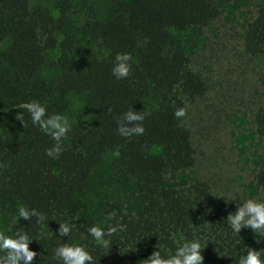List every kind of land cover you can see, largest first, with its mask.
<instances>
[{"label":"trees","instance_id":"obj_1","mask_svg":"<svg viewBox=\"0 0 264 264\" xmlns=\"http://www.w3.org/2000/svg\"><path fill=\"white\" fill-rule=\"evenodd\" d=\"M223 4L108 0L105 14L91 6L76 18L70 0L57 15L31 0H0V218L7 227L20 203L44 214L39 226L35 217L17 224L33 236L49 233L29 244L38 253L32 264H56L51 261L59 242L55 231L64 220L75 224L71 238L88 244L94 264H145L156 247L174 250L194 234L206 244L204 264H237L244 245L264 251V240L257 243L251 229H241L239 236L227 226L225 217L243 198L225 204L204 180L183 185L174 179L197 162L192 132L174 111L205 96L209 87L173 30L210 26ZM244 42L253 56L264 54V0L245 28ZM118 52L133 56L132 72L121 80L111 73ZM46 69L54 71L51 78ZM73 95L85 97L93 118L86 126L73 123L53 159L46 149L55 142L31 123L22 105L38 100L50 114H67ZM130 109L145 114L141 136L117 131ZM255 126L264 136V106L255 114ZM112 152L116 156L95 181ZM255 180L264 189V164ZM112 211L127 229L112 237L110 249L96 247L86 229Z\"/></svg>","mask_w":264,"mask_h":264},{"label":"rangeland","instance_id":"obj_2","mask_svg":"<svg viewBox=\"0 0 264 264\" xmlns=\"http://www.w3.org/2000/svg\"><path fill=\"white\" fill-rule=\"evenodd\" d=\"M64 1L31 0V3L48 6L57 15ZM70 1L75 6L76 18H82L91 6L102 14L108 7V0ZM261 1L223 0L222 14L210 26L188 32L173 30L186 43L193 67L203 74L209 87L205 96L187 103V115L181 118L192 132L196 165L176 174L174 179L183 185L204 180L219 199H224L221 195L231 196L237 187L243 191L236 197L264 196V189L255 180L256 171L264 164V136L255 126V114L264 106V54L253 56L244 42L245 28L256 16ZM45 75L51 78L54 71L46 69ZM66 115L83 126L89 125L93 118L82 95L70 98ZM115 156L112 152L105 157L95 181ZM5 224L0 218V227Z\"/></svg>","mask_w":264,"mask_h":264},{"label":"clouds","instance_id":"obj_3","mask_svg":"<svg viewBox=\"0 0 264 264\" xmlns=\"http://www.w3.org/2000/svg\"><path fill=\"white\" fill-rule=\"evenodd\" d=\"M146 42V41H145ZM133 56L130 52H118L112 64L111 73L117 79H125L132 72ZM22 107L30 116L31 123L49 136L55 143L46 149V154L53 159H58L62 149V140L72 130L73 120L63 113H49L46 105L38 100L26 102ZM187 115L184 107L176 108L174 116L183 118ZM16 119L24 126V115L22 112L16 114ZM145 114L128 110L118 121L117 131L123 137L133 135L141 136L145 133L143 121ZM243 190L235 188L229 197L221 195L225 199V204L234 202L236 195ZM236 205V204H235ZM36 218L39 226L46 221L43 213L35 208H29L23 203L18 204L16 211L8 217L7 227H0V264H32L38 253L29 247L35 240L46 239L49 235L41 230L35 236L31 235L24 227H17L20 219L31 221ZM228 228L235 235L240 236L241 229H251L254 240L259 243L264 240V196H247L242 203L236 205L234 211L229 212L225 217ZM58 229L55 231L58 243L52 250L51 261L56 264H94V257L88 244L76 242L71 238L75 224L71 220L58 222ZM15 227V231L12 228ZM127 225L117 219L116 212H108L104 217V222H94L86 229V236L91 238V243L96 247L110 249L112 237L125 232ZM67 237V239H62ZM199 237L195 234L191 239H183L174 250L166 247H156L146 259L145 264H204L202 249L205 247ZM255 249L252 246L244 245L239 248L237 264H264V251ZM246 253V254H245Z\"/></svg>","mask_w":264,"mask_h":264}]
</instances>
